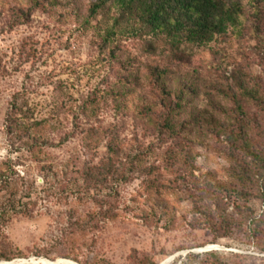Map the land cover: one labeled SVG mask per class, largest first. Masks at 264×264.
<instances>
[{
    "label": "rangeland",
    "instance_id": "obj_1",
    "mask_svg": "<svg viewBox=\"0 0 264 264\" xmlns=\"http://www.w3.org/2000/svg\"><path fill=\"white\" fill-rule=\"evenodd\" d=\"M93 1L0 0V256L52 264H264V232L254 236L250 221H264V201L253 195L217 206L208 188L199 209L213 214L210 224L183 185L234 180L243 153L228 137L241 117L231 98L242 81L264 95V17L257 20L263 31L251 20L208 44L173 49L139 23L132 33L113 0L89 20ZM114 19L117 33L106 41ZM182 91L181 121L193 110L201 126L170 137L156 123ZM250 112L256 122L251 116L248 143L264 148L263 112ZM109 145L120 149L122 163L105 170ZM125 151L140 167L133 170ZM156 198L168 203L160 219L152 212ZM219 211L229 231L212 227L222 224Z\"/></svg>",
    "mask_w": 264,
    "mask_h": 264
},
{
    "label": "trees",
    "instance_id": "obj_2",
    "mask_svg": "<svg viewBox=\"0 0 264 264\" xmlns=\"http://www.w3.org/2000/svg\"><path fill=\"white\" fill-rule=\"evenodd\" d=\"M30 4L36 5L37 0H25ZM106 0L93 1L87 12L86 18L94 19L98 14V11L104 7ZM114 5L124 14L127 15L128 25H131L130 31L132 33L141 31V28H137L133 25L140 24L142 28L147 29L141 32L151 33L155 37L164 36L165 44L173 49H177L182 42L189 44L204 45L211 42L216 35L225 34L229 27L235 31L242 30L243 23L254 20L257 23V32L263 31V28H259L257 20L264 17V0H113ZM251 7L250 13H246L247 9ZM118 25V20L114 19L113 24L108 28L105 38L110 40L116 33L115 29ZM163 73L157 72V77L162 78ZM236 92L232 95V104L234 109L241 113V117L237 118L236 124L229 126L228 137L234 144L239 143V146H234L237 151L243 153L241 161L235 164V168H232V177L234 180L217 182L210 186L206 184H197L196 186L190 182H186L184 190L189 193V198L193 207L201 214L205 221L213 223V214L205 209H199V205L202 201L209 199L208 197H202L206 189L212 188V198L215 202H218L217 206H220L222 201L227 199L249 200L253 197L260 198L264 201V148H251L248 143L247 136L251 130V116H253L255 122L256 118L250 112L253 106L259 108L260 112L264 115V95H260L258 89L254 86L246 85L245 81L238 82L235 85ZM195 87L189 85L188 91H192ZM185 89V88H183ZM182 90V89H179ZM238 93V96H237ZM185 92L182 91L177 95V101L171 106L168 105L165 114L158 116L159 122L156 125H160L161 128L169 134L170 137L180 135V131L190 128L198 127L199 115L194 114L192 110L191 118L182 120L180 114L185 112L186 102L184 101ZM240 99H244L243 102ZM247 108V110L244 109ZM16 108V107H15ZM154 107L152 104L148 105V116L146 118L153 121ZM205 125H207L205 123ZM215 127V126H214ZM216 128V127H215ZM217 129V128H216ZM221 132H225L226 127H221ZM189 136L191 134L189 133ZM194 136L188 137L189 141H195ZM108 161L105 165V170L112 168L110 162L119 161L120 149L116 146H107ZM127 162L134 167H140L141 159L136 155H132L130 152H124ZM115 157V160H114ZM174 161L178 160L177 154L172 155ZM236 161V160H234ZM128 163H124L128 164ZM109 164V167H108ZM182 167L191 168L188 164H183ZM124 175L123 172L117 168L114 174ZM122 179V178H121ZM208 191V190H207ZM225 193L228 196H225ZM156 207L153 209V216L160 219L162 216L168 214V203L156 198ZM238 203H234L235 207H238ZM222 212H218V219L220 225L212 226L214 229L217 227L227 228L229 231L230 223L222 218ZM212 217V218H211ZM261 217H264V210ZM216 221V222H218ZM252 225H254V236H260L264 232V221L262 218L256 217L250 218ZM215 223V222H214ZM190 256L195 257L193 254ZM190 258V257H188ZM0 260H9L7 256H0Z\"/></svg>",
    "mask_w": 264,
    "mask_h": 264
},
{
    "label": "bare ground",
    "instance_id": "obj_3",
    "mask_svg": "<svg viewBox=\"0 0 264 264\" xmlns=\"http://www.w3.org/2000/svg\"><path fill=\"white\" fill-rule=\"evenodd\" d=\"M18 259L12 260V261L9 260V262L2 261L0 264H52L51 262L46 261V260L37 261L35 259H30V258L29 260H23L22 258H21L22 260H18ZM61 262L66 263V261H60V263Z\"/></svg>",
    "mask_w": 264,
    "mask_h": 264
}]
</instances>
